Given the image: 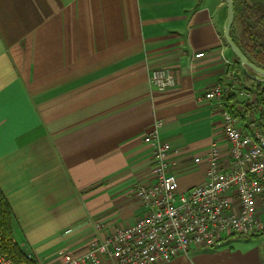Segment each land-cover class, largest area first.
Returning a JSON list of instances; mask_svg holds the SVG:
<instances>
[{
	"label": "crops",
	"instance_id": "0c3cea01",
	"mask_svg": "<svg viewBox=\"0 0 264 264\" xmlns=\"http://www.w3.org/2000/svg\"><path fill=\"white\" fill-rule=\"evenodd\" d=\"M226 20L225 0H0V190L37 264L84 254L96 222L105 237L145 213L133 186L154 182L143 136L155 120L180 192L206 179L211 144L230 167L219 108L199 99L227 70L239 103L242 78L256 81L235 65ZM156 67L175 85L152 89ZM256 207L264 218V193ZM156 264H264V235L224 232Z\"/></svg>",
	"mask_w": 264,
	"mask_h": 264
},
{
	"label": "built area",
	"instance_id": "2783aa9c",
	"mask_svg": "<svg viewBox=\"0 0 264 264\" xmlns=\"http://www.w3.org/2000/svg\"><path fill=\"white\" fill-rule=\"evenodd\" d=\"M196 53L194 56H202ZM236 75L227 70L223 81L204 91L199 99L219 108L222 133L229 145L231 165L223 168L220 151L211 144L207 155L206 179L185 192L178 190L177 176L169 170L171 143L160 133L161 122L155 120L144 134L150 145L154 182L133 186L146 211L127 226L105 237L99 236L102 225L94 224L96 235L87 251L75 256L64 253L60 264H100L97 254H104L115 264H156L187 254L193 248L211 247L224 232L249 236L264 229V218L257 212L258 196L264 193V133L256 117L243 121L222 104V93L233 91ZM148 83L162 92L176 83L167 67L150 70ZM249 94L248 103L256 105ZM200 161L194 157L193 162ZM237 197L234 205L231 195ZM0 264H12L0 253Z\"/></svg>",
	"mask_w": 264,
	"mask_h": 264
},
{
	"label": "trees",
	"instance_id": "16d2710c",
	"mask_svg": "<svg viewBox=\"0 0 264 264\" xmlns=\"http://www.w3.org/2000/svg\"><path fill=\"white\" fill-rule=\"evenodd\" d=\"M231 38L250 62L264 69V0H239L234 5ZM235 65L238 71H241L240 62L236 56ZM241 88L250 93L256 105L252 106L248 102L239 103L232 91H224L223 106L242 121H245L248 115L255 113L257 128L264 133V81L253 80L251 87L242 85ZM13 224V213L0 190V253L7 255L12 264H37L35 257L27 255L15 240ZM260 235H264V229L253 235L238 236L258 237Z\"/></svg>",
	"mask_w": 264,
	"mask_h": 264
},
{
	"label": "water",
	"instance_id": "95a60500",
	"mask_svg": "<svg viewBox=\"0 0 264 264\" xmlns=\"http://www.w3.org/2000/svg\"><path fill=\"white\" fill-rule=\"evenodd\" d=\"M225 1L227 7V20L223 32L225 42L230 47L233 54L239 60L240 65L243 68L244 72L255 80L264 81V69L250 62L231 38V28L234 21V3L233 0H225ZM250 71H252L253 73H251Z\"/></svg>",
	"mask_w": 264,
	"mask_h": 264
},
{
	"label": "rangeland",
	"instance_id": "374dc122",
	"mask_svg": "<svg viewBox=\"0 0 264 264\" xmlns=\"http://www.w3.org/2000/svg\"><path fill=\"white\" fill-rule=\"evenodd\" d=\"M235 1L238 3L239 0H235ZM250 72L253 73L252 71H250ZM261 77H262V76H261ZM242 80H243L245 83H247V84H244L245 87H248V88H249V87H251V86L253 85V82H250V83H249L248 81H246L245 78H244V79L242 78ZM256 81H259V80H256ZM245 91H246V90H245ZM248 100H249V98H245L244 101H245V102H248Z\"/></svg>",
	"mask_w": 264,
	"mask_h": 264
}]
</instances>
